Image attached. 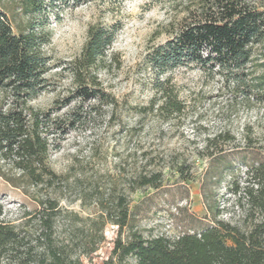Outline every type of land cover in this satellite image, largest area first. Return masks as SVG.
<instances>
[{"label":"rangeland","instance_id":"1","mask_svg":"<svg viewBox=\"0 0 264 264\" xmlns=\"http://www.w3.org/2000/svg\"><path fill=\"white\" fill-rule=\"evenodd\" d=\"M264 4V0H252ZM186 0H87L72 6L61 1L46 5L40 15L27 14L20 0H0L13 32L24 30L27 22L43 24L49 32L44 52L49 58L46 89L30 105L50 111L61 122L51 135L53 149L49 165L63 177L38 196L55 198L59 212L55 230L59 239H70L69 213L85 219L98 214L95 191L106 192L124 184L143 169L163 173L159 188L146 187L130 194V218L123 229L145 237L176 238L199 231L210 222L208 204L226 206L227 218L233 197L230 183L264 152V99L247 97L245 88H233L214 72L194 65H183L158 74L147 62L152 46L163 43L168 30L184 16ZM116 28L114 40L98 66L97 77L114 105L81 101L69 63L80 53L91 24ZM261 52L255 54L262 62ZM255 59V60H256ZM168 78L167 87L177 92L183 103L180 114L165 120L150 111L159 96L157 82ZM7 100L0 93V106ZM52 130V129H51ZM227 132L231 142L221 144L224 151L213 158L201 157L205 140ZM252 139L248 143L247 138ZM246 138V139H245ZM0 155V169L6 175L18 172L6 166ZM184 164L181 175L174 166ZM174 167V168H173ZM37 196V194H35ZM3 220L22 227L39 209L38 203L23 189L0 177ZM29 224V222L27 223ZM35 229V221L30 222ZM76 236L78 235H74ZM98 249L81 256L83 264H103L114 246L117 226L107 225ZM128 264H135L130 260Z\"/></svg>","mask_w":264,"mask_h":264},{"label":"trees","instance_id":"2","mask_svg":"<svg viewBox=\"0 0 264 264\" xmlns=\"http://www.w3.org/2000/svg\"><path fill=\"white\" fill-rule=\"evenodd\" d=\"M27 14L40 15L46 5L78 6L87 0H20ZM184 16L168 30L169 37L146 54L148 64L158 72L183 65H194L214 72L233 88H245L246 96L264 99V4L252 0H186ZM116 28L91 24L79 55L66 67L72 76L77 99L114 105L97 77V69L112 44ZM49 32L43 24L27 22L24 30L13 32L11 23L0 8V93L7 100L0 106V155L6 166L18 172L0 177L11 186L23 189L38 203L28 221L17 227L3 220L0 202V264H83L81 256L94 253L104 241L107 225L117 226V237L103 264H264V152L235 176L229 186L233 197L228 217L226 206L208 204L210 222L199 231L176 238L145 237L123 229L130 218V194L150 187L159 188L163 173L139 169L124 184L106 192L95 191L98 214L85 219L69 213L70 239H59L55 230L58 202L40 187L55 188L63 177L49 165L52 138L61 122L50 111L35 109L30 102L46 89L49 58L44 47ZM260 51L262 62H256ZM256 59V60H255ZM157 82L159 96L150 111L165 120L182 112L184 106L177 92ZM52 129V130H51ZM247 145L252 143L246 137ZM245 138V139H246ZM227 132L208 137L201 157L213 158L224 151L222 143L231 142ZM182 175L184 164H176ZM173 167V168H174ZM37 194V196H35ZM35 221L36 228L30 227ZM29 222V224H27ZM74 235L76 238H74Z\"/></svg>","mask_w":264,"mask_h":264}]
</instances>
